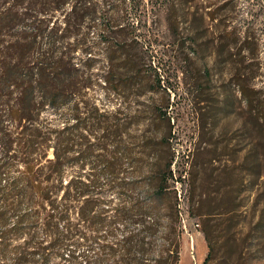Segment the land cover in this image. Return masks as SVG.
<instances>
[{
    "label": "rangeland",
    "instance_id": "rangeland-1",
    "mask_svg": "<svg viewBox=\"0 0 264 264\" xmlns=\"http://www.w3.org/2000/svg\"><path fill=\"white\" fill-rule=\"evenodd\" d=\"M91 2L107 20L71 18L70 29L60 11L41 16L29 10V29L43 36L37 45L46 43L45 27L54 28L48 54L71 72L64 105L56 112L45 108L38 121L45 133L76 124L73 117L85 127L67 145L63 184L98 175L101 208H113L121 201L110 191L118 181L110 179L141 185L150 167L161 171L169 164L166 198L173 206L176 197L179 211V264L204 263V228L213 241L206 264H264L257 226L264 216V166L257 176L252 157L258 154L264 165V0ZM9 4L0 1V11ZM85 139L92 154L80 169L73 159L87 148L79 145ZM100 161L118 163L115 175L103 173ZM225 189L234 196L240 191V207L202 224L197 214L218 211ZM120 234L118 228L116 238Z\"/></svg>",
    "mask_w": 264,
    "mask_h": 264
},
{
    "label": "trees",
    "instance_id": "trees-1",
    "mask_svg": "<svg viewBox=\"0 0 264 264\" xmlns=\"http://www.w3.org/2000/svg\"><path fill=\"white\" fill-rule=\"evenodd\" d=\"M10 3L0 11V264H179L180 244L174 238L179 211L176 197L173 206L166 198L168 180L173 179L170 165L161 171L150 167L141 185L110 179L118 181L110 185V191L117 192L121 202L104 209L101 193L96 191L98 175L79 176L63 184L64 155L72 150L67 145L72 147L78 130L85 127L73 117L76 124L45 133L38 121L45 108L56 112L64 105L61 98L71 72L53 53L48 54L54 28L46 26V43L37 45V38L43 36L33 32L36 28L29 29L28 22L33 26L30 19L34 18L29 10L33 8L41 16L60 11L65 15L66 29L71 28V18L94 21L99 14L102 22L107 20V12H98L91 0ZM20 8L24 11H18ZM5 31H11L10 38L6 39ZM104 81L109 83L107 78ZM241 94L245 98L244 90ZM79 145L87 146L88 140ZM91 146L73 159L81 162L80 169L92 154ZM50 149L53 158L48 159ZM252 157L258 176L264 165L258 154ZM96 163L110 176L119 166L115 161ZM228 190L222 191L218 211L197 214L202 224L207 226L214 215L227 216L240 207V191L234 196ZM263 220L262 214L257 226L264 238ZM128 226L136 229L128 230ZM203 233L209 250L206 264L213 241L209 230L204 228Z\"/></svg>",
    "mask_w": 264,
    "mask_h": 264
}]
</instances>
